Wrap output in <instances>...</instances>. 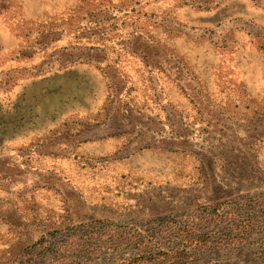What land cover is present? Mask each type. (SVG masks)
Here are the masks:
<instances>
[{"label":"rangeland","instance_id":"obj_1","mask_svg":"<svg viewBox=\"0 0 264 264\" xmlns=\"http://www.w3.org/2000/svg\"><path fill=\"white\" fill-rule=\"evenodd\" d=\"M262 201L264 0H0V264L160 254L214 207L187 264H264L230 241Z\"/></svg>","mask_w":264,"mask_h":264},{"label":"trees","instance_id":"obj_2","mask_svg":"<svg viewBox=\"0 0 264 264\" xmlns=\"http://www.w3.org/2000/svg\"><path fill=\"white\" fill-rule=\"evenodd\" d=\"M253 202H255L254 199H251ZM260 205L264 206V201L260 203ZM242 205L236 204V206L232 207V210L237 212L241 210ZM220 212V209L217 207L214 208H204L199 211V221H190L189 225L185 227V229L182 230V235L176 234L174 236V241H171V244L173 245L172 248L169 251H163L158 252L160 254H150L151 249H149V246H147L145 243H150V241H142V244L140 246H145V249H142L138 251L134 258L132 259H125L126 262L120 263V264H187L193 254L189 251V248L193 246V244H209V243H217V242H226V239H216L213 238L211 233L212 231H200V229L204 226L205 223V216H211L215 217ZM196 216V215H195ZM196 216V217H198ZM162 220H165V218H161ZM210 223V222H206ZM107 224L106 221L103 220H94L87 224H82L78 227H75L73 229H82L86 227V230L82 232L84 235H88L87 239L84 237L78 235L76 236V241L79 246H88V247H94L97 239H100L103 234L101 233L102 227H104ZM167 225H170L168 223ZM258 227L264 228V213L261 216L251 217V219L248 220L247 223L242 225L239 232L235 231L232 232L230 235H233V237L230 238V241H233V239L236 238H243V235H239L240 233L245 234L248 231L252 229H256ZM237 232V233H236ZM58 231L54 232L53 235H57ZM229 235V236H230ZM236 235V236H235ZM183 236V237H182ZM181 239V240H180ZM179 240V241H178ZM213 240V241H212ZM67 241L65 238L59 239L58 242H64ZM94 252V251H93ZM133 262V263H132Z\"/></svg>","mask_w":264,"mask_h":264}]
</instances>
